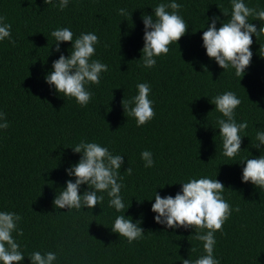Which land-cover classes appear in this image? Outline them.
<instances>
[{"label":"trees","instance_id":"1","mask_svg":"<svg viewBox=\"0 0 264 264\" xmlns=\"http://www.w3.org/2000/svg\"><path fill=\"white\" fill-rule=\"evenodd\" d=\"M170 2L69 0L61 11L59 0L51 5L44 0H0V16L11 24L15 41H0V112L9 123L7 129H0V212L22 217L18 227L23 235L13 232L25 255L21 264H31L28 256L35 251L56 253L54 264L195 261L206 254L203 242L192 237L195 228H167L156 223L157 214L151 209L156 191L162 197H175L181 183L204 177L224 184L222 195L232 207L223 232L215 233L214 257L220 264H264V189L242 180L246 159L264 154V145L253 147L259 144L257 132H264V56L260 54L264 36L253 34L250 66L243 77H237L234 68L225 70L207 55L202 39L211 24L208 18L219 17L217 29L230 19L231 0H175L188 31L169 46L167 55L155 58L154 67L145 68L142 17L154 16L153 8ZM244 3L264 10V0ZM121 8L128 14L120 15ZM249 22L258 30L264 26L253 17ZM58 28H69L74 40L89 32L99 38L92 59L109 70L101 74L99 85H86L92 93L87 106L46 82L53 62L61 54H71V42H61V52L55 51L51 32ZM139 83L150 85L155 110V117L140 127L122 105L124 99L138 94ZM227 91L241 100L235 109L236 122L248 124L240 133L242 151L234 158L223 155L218 120L225 118L211 102ZM82 140L124 156L118 179L123 185V212L109 206L107 192L98 193L104 201L93 209L54 206L66 182H75L67 169L81 159L82 153L73 148ZM145 150L152 153L151 168L141 158ZM87 190L88 185H82L80 194ZM122 214L134 223L141 221L142 239L129 243L112 231Z\"/></svg>","mask_w":264,"mask_h":264},{"label":"clouds","instance_id":"2","mask_svg":"<svg viewBox=\"0 0 264 264\" xmlns=\"http://www.w3.org/2000/svg\"><path fill=\"white\" fill-rule=\"evenodd\" d=\"M45 4L51 5L54 0H44ZM232 11L230 19L217 29L219 17H210L211 24L203 32V46L207 55L214 59L218 65L227 70L229 66L235 69L237 77H243L245 69L250 66L253 53L250 50L253 44L252 36L257 38L264 36V26L259 30L249 22V17L264 22V10L246 6L244 0H231ZM69 0H59L58 7L61 11L68 7ZM181 5L171 0L170 3H160L154 9V16L145 14L142 19L145 25L144 47L142 49V61L145 68L156 65V57L167 55L169 46L178 43L189 28V24L180 16ZM171 9V11H169ZM229 16L227 11L223 12ZM120 15H127V10L121 8ZM6 17L0 16V41L8 38L11 40V24L4 21ZM55 38V51L61 52V42H71L70 56L60 55L53 62V70L45 77L46 82L55 86V90L65 97L75 98L81 106H87L92 99V93L86 85H99L101 74L107 72L108 66L99 60H93L95 45L99 38L94 33H81L73 39V32L69 28H58L51 32ZM264 56V45L260 49ZM140 59V60H141ZM207 70V68H205ZM138 94L131 100H123L122 105L127 115L135 118L137 126H144L155 117L153 101L149 99L151 87L148 83L137 85ZM211 102L216 106V111L223 114L225 119H219V136L223 142V155L228 158L236 157L241 150L242 136L240 133L247 129V122L237 123L235 109L241 100L236 94L227 91L217 95ZM134 105V106H133ZM0 129H7L9 123L6 114L0 112ZM256 139L259 144L253 147L260 149L264 145V132H257ZM75 153H82L79 162L69 169L67 174L75 177L66 182V188L56 195L53 203L56 208L69 210L87 207L93 209L97 204L104 201L103 195L98 193L107 192L109 206L114 207L117 212L125 210L123 197L120 195L123 185L118 183L120 169L124 164V156L113 155L107 147L95 142H84L83 140L73 148ZM141 158L144 166L151 168L154 160L150 151H143ZM245 162V161H244ZM242 162V163H244ZM127 174H132V168L128 167ZM242 180L244 183L251 182L259 189H264V154L258 158L246 159L243 168ZM88 185L89 190L80 194L82 185ZM182 190L175 197L168 195L162 197L157 191L152 211L156 213L155 221L166 225L167 228H195L192 237L203 242L205 255L195 261L182 259V264H220L214 257L216 245L215 233L223 232V225L232 213L231 205L224 199L225 186L218 179L192 178L188 182L181 183ZM141 202V201H140ZM239 211V208H236ZM22 217L15 212H0V261L3 264H21L25 255L20 249V244L13 237V232L23 235L18 224ZM141 221L133 222L132 218L124 214L118 215L112 226V231L125 237L129 243L143 238L144 228L140 226ZM206 230V231H205ZM192 251H195L193 248ZM31 264H54L57 256L54 252L42 254L40 251L30 253L28 256Z\"/></svg>","mask_w":264,"mask_h":264}]
</instances>
